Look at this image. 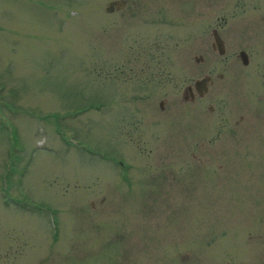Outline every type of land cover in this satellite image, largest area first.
<instances>
[{
	"label": "rangeland",
	"instance_id": "1",
	"mask_svg": "<svg viewBox=\"0 0 264 264\" xmlns=\"http://www.w3.org/2000/svg\"><path fill=\"white\" fill-rule=\"evenodd\" d=\"M263 72L264 0H0V264H264Z\"/></svg>",
	"mask_w": 264,
	"mask_h": 264
},
{
	"label": "water",
	"instance_id": "2",
	"mask_svg": "<svg viewBox=\"0 0 264 264\" xmlns=\"http://www.w3.org/2000/svg\"><path fill=\"white\" fill-rule=\"evenodd\" d=\"M123 2L121 1V4ZM113 2L111 1L109 3V6L107 7L108 10H110L113 6H112ZM213 37H214V47H216L219 51V53H223L225 51V46H224V42L223 39L221 38V36L219 35L217 29H213ZM239 56L242 60L243 63H248V54L245 50H240L239 51ZM197 59H199L197 57ZM207 81H211V77L210 75H205L204 77L198 78L195 80L194 84L195 87L197 88V90L199 91V93H203V91H205L207 89ZM189 89H191V86H188Z\"/></svg>",
	"mask_w": 264,
	"mask_h": 264
},
{
	"label": "flooded vegetation",
	"instance_id": "3",
	"mask_svg": "<svg viewBox=\"0 0 264 264\" xmlns=\"http://www.w3.org/2000/svg\"><path fill=\"white\" fill-rule=\"evenodd\" d=\"M264 73V72H263ZM189 86V85H188ZM188 86L185 88V97H189V98H192V99H194V97H195V91L193 90V87H191V89H189L188 88ZM160 105H161V107H163L164 106V102L163 101H161L160 102Z\"/></svg>",
	"mask_w": 264,
	"mask_h": 264
}]
</instances>
